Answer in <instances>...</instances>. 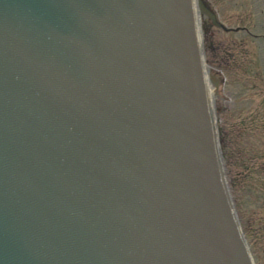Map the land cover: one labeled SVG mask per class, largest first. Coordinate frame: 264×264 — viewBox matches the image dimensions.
<instances>
[{"label":"water","instance_id":"95a60500","mask_svg":"<svg viewBox=\"0 0 264 264\" xmlns=\"http://www.w3.org/2000/svg\"><path fill=\"white\" fill-rule=\"evenodd\" d=\"M204 0H0V264H256L204 72Z\"/></svg>","mask_w":264,"mask_h":264},{"label":"rangeland","instance_id":"374dc122","mask_svg":"<svg viewBox=\"0 0 264 264\" xmlns=\"http://www.w3.org/2000/svg\"><path fill=\"white\" fill-rule=\"evenodd\" d=\"M226 29L201 18L218 138L236 210L264 264V0H205Z\"/></svg>","mask_w":264,"mask_h":264},{"label":"bare ground","instance_id":"6f19581e","mask_svg":"<svg viewBox=\"0 0 264 264\" xmlns=\"http://www.w3.org/2000/svg\"><path fill=\"white\" fill-rule=\"evenodd\" d=\"M200 25V30H201V17H200V23H199ZM204 72H205V74L206 75H208V73H210V67H209V65L206 63V61L204 60ZM208 90H209V93H210V96H211V98L213 97V94H214V90H213V87H212V85H208ZM213 99V98H212Z\"/></svg>","mask_w":264,"mask_h":264}]
</instances>
